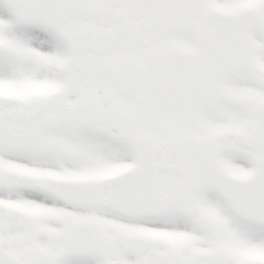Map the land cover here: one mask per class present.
Here are the masks:
<instances>
[{"label":"snow or ice","instance_id":"1","mask_svg":"<svg viewBox=\"0 0 264 264\" xmlns=\"http://www.w3.org/2000/svg\"><path fill=\"white\" fill-rule=\"evenodd\" d=\"M0 264H264V0H0Z\"/></svg>","mask_w":264,"mask_h":264}]
</instances>
